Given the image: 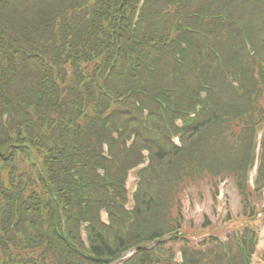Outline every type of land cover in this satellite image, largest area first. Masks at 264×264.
Listing matches in <instances>:
<instances>
[{
	"label": "trees",
	"instance_id": "1",
	"mask_svg": "<svg viewBox=\"0 0 264 264\" xmlns=\"http://www.w3.org/2000/svg\"><path fill=\"white\" fill-rule=\"evenodd\" d=\"M139 2L0 0V264H101L130 245L140 248L127 264H172L160 263L144 247L168 229L157 226L156 184L142 183L128 228L99 230L101 200L108 198V185L123 191L139 143L153 150L151 171H143L151 181L167 188L182 177L172 168L188 170L185 157L163 151L156 140L167 139L168 131L155 93L170 105L188 106L206 77L211 107L187 131L188 143L200 141L198 171L249 164L254 110L238 103H252L261 84L264 0H145L134 23ZM244 30L253 55L246 51ZM227 74L239 82V92ZM99 81L108 91L99 90ZM134 100L153 104L150 129L138 123ZM113 104H122L115 110L119 122L104 116ZM231 114L243 122L240 131L226 125ZM126 117L130 123L123 122ZM119 123L125 133L136 127L134 149L111 137ZM85 220L91 223L89 249L80 231ZM231 248L229 264H242ZM218 253L186 250V262L221 264Z\"/></svg>",
	"mask_w": 264,
	"mask_h": 264
},
{
	"label": "rangeland",
	"instance_id": "2",
	"mask_svg": "<svg viewBox=\"0 0 264 264\" xmlns=\"http://www.w3.org/2000/svg\"><path fill=\"white\" fill-rule=\"evenodd\" d=\"M244 9V8H243ZM248 9H249V7H248ZM206 171H209L208 169H205ZM231 189H232V185H231ZM193 190V189H192ZM210 190H211V182H210V179H209V177L207 176L206 178H205V181H204V184H203V186H202V191H203V193H204V195H203V197H205V199H204V201H203V203L202 204H200V203H197V205H196V209H194L193 211H194V214L196 215V216H201L202 215V213H204V212H208V211H210L211 209H210V205H211V203H212V198H211V195H210ZM233 203V206H236V204H235V202L233 201L232 202ZM258 217V216H257ZM262 219V218H261ZM263 220V219H262ZM263 228L262 229H264V226H262Z\"/></svg>",
	"mask_w": 264,
	"mask_h": 264
}]
</instances>
